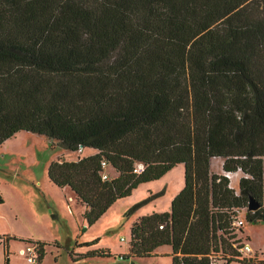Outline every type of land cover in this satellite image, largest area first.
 <instances>
[{
	"label": "trees",
	"instance_id": "trees-1",
	"mask_svg": "<svg viewBox=\"0 0 264 264\" xmlns=\"http://www.w3.org/2000/svg\"><path fill=\"white\" fill-rule=\"evenodd\" d=\"M22 130L93 150L47 168L87 226L184 165L169 212L135 219L122 259L169 245L170 264H264L236 250L232 225L238 209L264 220V0H0V145ZM236 171L237 190L224 175ZM23 242L38 264L46 242ZM97 256L109 252L73 259Z\"/></svg>",
	"mask_w": 264,
	"mask_h": 264
},
{
	"label": "rangeland",
	"instance_id": "rangeland-1",
	"mask_svg": "<svg viewBox=\"0 0 264 264\" xmlns=\"http://www.w3.org/2000/svg\"><path fill=\"white\" fill-rule=\"evenodd\" d=\"M81 153L71 152L55 140L50 141L34 131H18L2 142L0 264H3L5 236L11 239L12 250L26 264L36 263L28 262L19 252L20 248L28 245L22 241L25 237L48 243L39 264H170L169 245L159 246L151 256L125 260L119 258V254L128 252L130 226L135 219L154 212H169L171 200L184 185V165L177 164L161 177L138 184L129 195L116 200L102 216L87 226L82 223L81 207L71 190L54 185L47 175L50 162L58 156L72 159ZM216 161L212 159V168H216ZM109 172L112 174L111 170ZM238 216L244 223L240 231L234 228L236 235L249 244L251 256H264V220L245 221L244 211ZM93 239H98L96 245L109 252V256L75 261L69 253L70 248H74L75 242ZM14 246L19 247L16 249ZM229 264L257 263L233 260Z\"/></svg>",
	"mask_w": 264,
	"mask_h": 264
},
{
	"label": "crops",
	"instance_id": "crops-1",
	"mask_svg": "<svg viewBox=\"0 0 264 264\" xmlns=\"http://www.w3.org/2000/svg\"><path fill=\"white\" fill-rule=\"evenodd\" d=\"M86 150H88V152L87 153H91V152H93V150H90V149H82V153L81 154H87L86 153ZM85 152V153H84ZM212 159H216L217 161H216V165H215V167L216 168H212V166H211V161H212ZM210 170L211 171H213V172H216V173H222V158H220V157H212L211 159H210ZM242 174H241V172L240 171H236L235 173H234V176H236L235 178H234V176L232 177V181H231V184H232V187L235 189V190H237L238 189V180H239V177L241 176ZM51 182V181H50ZM55 185V184H54ZM68 188V187H67ZM70 189V188H69ZM72 192V191H71ZM73 193V192H72ZM73 195H74V193H73ZM74 198H75V196H74ZM77 202V201H76ZM78 203V202H77ZM78 205L81 207V213H80V215H81V217H82V213H83V211H84V207L81 205V204H79L78 203ZM241 212V211H240ZM239 212V213H240ZM82 223L83 224H85L84 223V220L82 221ZM26 238V237H25ZM25 238H22V241H23V239H25ZM27 238H30V237H27ZM11 239H3V242H4V244H3V253H4V255H3V264H6L5 263V261H6V256L8 257V261H7V264H20L21 262H23V263H25L26 264V262L24 261V259L20 256V255H18L16 252H14V250H12V245H11V243L9 242ZM125 240V239H124ZM84 242H87L86 240H83ZM84 242H75V246H74V248H70V250H69V253L70 252H73L71 255H73V256H75V255H77V254H80V253H84V252H86V251H89V250H91V249H95V248H99L96 244H97V242H96V244H93V245H90V246H87V245H81V243H84ZM54 244H55V246H58V247H60L59 246V244L57 243V242H54ZM48 245V243L46 242V244H45V246H44V251H45V247ZM14 247H16V249H18V247L19 246H14ZM15 249V248H14ZM21 249V248H20ZM19 249V250H20ZM101 249H103V248H101ZM21 255H23V254H21ZM24 257H25V255H23ZM26 258V257H25ZM28 264V263H27ZM37 264V263H36ZM39 264V263H38Z\"/></svg>",
	"mask_w": 264,
	"mask_h": 264
},
{
	"label": "built area",
	"instance_id": "built-area-1",
	"mask_svg": "<svg viewBox=\"0 0 264 264\" xmlns=\"http://www.w3.org/2000/svg\"><path fill=\"white\" fill-rule=\"evenodd\" d=\"M101 165L105 166L106 165L105 161H102ZM142 168H143L142 164L139 163L137 165V167L135 168V170L136 171H140ZM234 173L235 172H224V175L229 179L230 186H232L231 181H232V177L234 176ZM107 176H108V174L104 171L102 173V178L106 179ZM236 212H237V215L235 216V219L232 222V225L234 227H241L243 225V223H244V220L239 218V216H238L240 210L238 209V210H236ZM160 226H162V225H160ZM235 246H236V250L241 255H244V256L251 255L250 254L251 247L249 246L248 243L241 241L240 243H236ZM19 252L21 254L25 255V257H26L28 262L37 263V252H36V248H35V246L33 244L26 245V247L25 248H21L19 250ZM119 258H123L122 254L119 255ZM211 264H221V263H220V261H218L216 259H212Z\"/></svg>",
	"mask_w": 264,
	"mask_h": 264
},
{
	"label": "water",
	"instance_id": "water-1",
	"mask_svg": "<svg viewBox=\"0 0 264 264\" xmlns=\"http://www.w3.org/2000/svg\"><path fill=\"white\" fill-rule=\"evenodd\" d=\"M260 203L254 199L253 197H249L248 204H247V209L249 210H256L259 208ZM130 264H135L134 262H130Z\"/></svg>",
	"mask_w": 264,
	"mask_h": 264
}]
</instances>
